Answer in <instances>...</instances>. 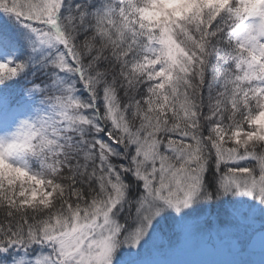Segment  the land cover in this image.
I'll use <instances>...</instances> for the list:
<instances>
[{
  "label": "snow or ice",
  "instance_id": "6c2138e0",
  "mask_svg": "<svg viewBox=\"0 0 264 264\" xmlns=\"http://www.w3.org/2000/svg\"><path fill=\"white\" fill-rule=\"evenodd\" d=\"M0 264H264V0H0Z\"/></svg>",
  "mask_w": 264,
  "mask_h": 264
},
{
  "label": "rangeland",
  "instance_id": "374dc122",
  "mask_svg": "<svg viewBox=\"0 0 264 264\" xmlns=\"http://www.w3.org/2000/svg\"><path fill=\"white\" fill-rule=\"evenodd\" d=\"M180 258L185 260H211V259H218L220 257L212 254L201 256L198 252L189 251Z\"/></svg>",
  "mask_w": 264,
  "mask_h": 264
},
{
  "label": "water",
  "instance_id": "95a60500",
  "mask_svg": "<svg viewBox=\"0 0 264 264\" xmlns=\"http://www.w3.org/2000/svg\"><path fill=\"white\" fill-rule=\"evenodd\" d=\"M201 256H205V255H207V254H209V253H206V252H198Z\"/></svg>",
  "mask_w": 264,
  "mask_h": 264
}]
</instances>
